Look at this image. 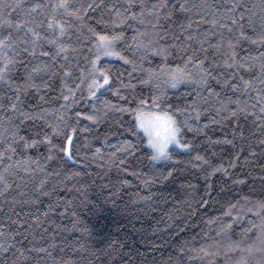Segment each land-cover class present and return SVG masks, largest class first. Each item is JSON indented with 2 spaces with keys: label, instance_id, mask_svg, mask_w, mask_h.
Returning a JSON list of instances; mask_svg holds the SVG:
<instances>
[{
  "label": "trees",
  "instance_id": "1",
  "mask_svg": "<svg viewBox=\"0 0 264 264\" xmlns=\"http://www.w3.org/2000/svg\"><path fill=\"white\" fill-rule=\"evenodd\" d=\"M0 41V264H264V0H0Z\"/></svg>",
  "mask_w": 264,
  "mask_h": 264
},
{
  "label": "snow or ice",
  "instance_id": "2",
  "mask_svg": "<svg viewBox=\"0 0 264 264\" xmlns=\"http://www.w3.org/2000/svg\"><path fill=\"white\" fill-rule=\"evenodd\" d=\"M59 7H68L67 4L65 3H61L60 5H58ZM165 5H161V7H164ZM129 7H131V4L129 5ZM183 7V6H182ZM51 26V25H50ZM118 37H114L113 39H116ZM100 42L101 44H104L105 46H107L108 44H110L109 38L105 37V36H100ZM3 42L0 41V44H2ZM111 54V53H109ZM10 62V61H9ZM187 63V61H186ZM93 69L95 71H100L99 69H95V62H93ZM101 75L103 76V84L100 83L99 80L93 79L92 82L89 85V88L91 89L93 86L97 87V88H101L103 87V85H107L108 81H109V75L107 73H103L101 72ZM170 75V80H171V86L172 87H176L177 84H179L180 82H182L185 79H190V75L188 73H185L182 69H175L172 72L169 73ZM5 76V70L4 69H0V79H3ZM143 83H148L147 80L142 81ZM91 95L95 96L96 93L92 92ZM65 99H67V97H65ZM162 102L161 97L160 96H155L153 103L159 105ZM13 107L15 108V105H13ZM89 119H93V117H88ZM139 127L144 128L146 132L149 133L150 139H149V144L153 147V149H155V154L153 155V159H160V158H165L167 157V152L165 151V149L167 148V145L169 143H175L178 144L180 148H184L187 149L189 147V145L187 144H180L179 139L177 138V133L179 132V128L175 126V121L172 120L171 117H169L168 119V127L166 130V134H164L163 136L161 135V132L159 130L155 131V136H153L152 132L149 131L148 128L145 127V125L141 122L139 125ZM68 141H72L73 137L71 135L67 136ZM27 146V145H26ZM62 151H67V149H62ZM199 158V157H197ZM262 207H264V205H262Z\"/></svg>",
  "mask_w": 264,
  "mask_h": 264
},
{
  "label": "rangeland",
  "instance_id": "3",
  "mask_svg": "<svg viewBox=\"0 0 264 264\" xmlns=\"http://www.w3.org/2000/svg\"><path fill=\"white\" fill-rule=\"evenodd\" d=\"M169 117H170L169 114L166 112H162V111L154 110V109H150V108H145V109L142 108L138 111L136 119H137L138 125L142 122L145 125V127L148 128L149 131L152 132L153 136H155L156 130H159L161 132V135L163 136L164 134H166ZM139 128L146 135V137L149 141V139H150L149 133L146 132L144 128H141V127H139ZM177 138H178V133H177ZM171 146L179 147L178 144L169 143L167 145L166 152H167L168 148ZM153 151H154V149H153ZM160 159H162V158H160Z\"/></svg>",
  "mask_w": 264,
  "mask_h": 264
},
{
  "label": "clouds",
  "instance_id": "4",
  "mask_svg": "<svg viewBox=\"0 0 264 264\" xmlns=\"http://www.w3.org/2000/svg\"><path fill=\"white\" fill-rule=\"evenodd\" d=\"M150 148H153V147L150 145ZM165 151H166V149H165ZM154 154H155V149H154Z\"/></svg>",
  "mask_w": 264,
  "mask_h": 264
}]
</instances>
